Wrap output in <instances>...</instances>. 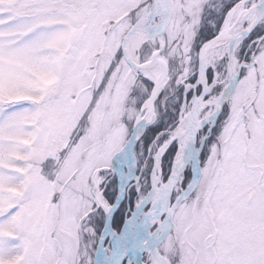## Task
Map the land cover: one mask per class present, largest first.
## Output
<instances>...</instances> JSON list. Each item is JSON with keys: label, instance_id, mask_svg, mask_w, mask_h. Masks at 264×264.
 Returning a JSON list of instances; mask_svg holds the SVG:
<instances>
[{"label": "snow or ice", "instance_id": "snow-or-ice-1", "mask_svg": "<svg viewBox=\"0 0 264 264\" xmlns=\"http://www.w3.org/2000/svg\"><path fill=\"white\" fill-rule=\"evenodd\" d=\"M0 264H264V0H0Z\"/></svg>", "mask_w": 264, "mask_h": 264}]
</instances>
